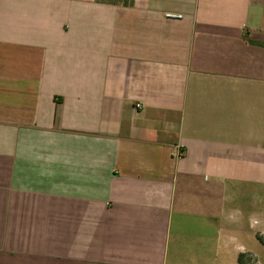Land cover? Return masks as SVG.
I'll list each match as a JSON object with an SVG mask.
<instances>
[{
  "label": "crops",
  "instance_id": "0c3cea01",
  "mask_svg": "<svg viewBox=\"0 0 264 264\" xmlns=\"http://www.w3.org/2000/svg\"><path fill=\"white\" fill-rule=\"evenodd\" d=\"M258 209L264 0H0V264H238Z\"/></svg>",
  "mask_w": 264,
  "mask_h": 264
},
{
  "label": "rangeland",
  "instance_id": "374dc122",
  "mask_svg": "<svg viewBox=\"0 0 264 264\" xmlns=\"http://www.w3.org/2000/svg\"><path fill=\"white\" fill-rule=\"evenodd\" d=\"M259 218H264L263 212L260 209L257 210ZM256 254L246 253L247 258L245 259V264H264V233L256 232Z\"/></svg>",
  "mask_w": 264,
  "mask_h": 264
},
{
  "label": "trees",
  "instance_id": "16d2710c",
  "mask_svg": "<svg viewBox=\"0 0 264 264\" xmlns=\"http://www.w3.org/2000/svg\"><path fill=\"white\" fill-rule=\"evenodd\" d=\"M99 2L110 4V5H123L126 6L132 2V0H98ZM264 246V243L262 244ZM246 254H240L238 256V264H245Z\"/></svg>",
  "mask_w": 264,
  "mask_h": 264
},
{
  "label": "built area",
  "instance_id": "2783aa9c",
  "mask_svg": "<svg viewBox=\"0 0 264 264\" xmlns=\"http://www.w3.org/2000/svg\"><path fill=\"white\" fill-rule=\"evenodd\" d=\"M165 16H166V18H170V19H179V18H181L180 15H174V14H171V13H167ZM136 107L139 108L140 105H136ZM178 156H181V154L178 153Z\"/></svg>",
  "mask_w": 264,
  "mask_h": 264
}]
</instances>
